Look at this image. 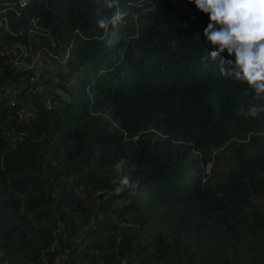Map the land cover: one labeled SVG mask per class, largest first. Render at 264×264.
<instances>
[{"label": "trees", "instance_id": "16d2710c", "mask_svg": "<svg viewBox=\"0 0 264 264\" xmlns=\"http://www.w3.org/2000/svg\"><path fill=\"white\" fill-rule=\"evenodd\" d=\"M207 22L187 0H0V264H264V112L239 115L264 98L205 59ZM38 44L50 66L17 70Z\"/></svg>", "mask_w": 264, "mask_h": 264}, {"label": "clouds", "instance_id": "9594fccd", "mask_svg": "<svg viewBox=\"0 0 264 264\" xmlns=\"http://www.w3.org/2000/svg\"><path fill=\"white\" fill-rule=\"evenodd\" d=\"M109 8L116 0H106ZM201 14L207 24L202 37L209 49L206 60L220 59L222 76L244 84L257 100L264 98V0H187ZM122 18L117 13L97 23L105 31ZM264 112V105L250 104L239 110L245 118H256ZM122 184L129 178L123 177Z\"/></svg>", "mask_w": 264, "mask_h": 264}, {"label": "rangeland", "instance_id": "374dc122", "mask_svg": "<svg viewBox=\"0 0 264 264\" xmlns=\"http://www.w3.org/2000/svg\"><path fill=\"white\" fill-rule=\"evenodd\" d=\"M33 34H35V32L33 31ZM44 45L38 44L34 50L32 52H28V50H26L25 48H23L24 50H21L19 52H16V56L15 59L17 60L18 63L20 64H24L27 66H33L34 70H39L42 66H44L46 64V66H50L51 64V60L49 59V55H48V49H46V47H43ZM14 59V60H15ZM21 87V86H20ZM16 88H11L8 91V95L9 96H14V94H16ZM215 166L214 168H224V165H228V164H222L220 165L219 162H217V158L215 156ZM213 167V165L211 166V168ZM204 173L206 174V177L208 178V173L210 174V176L212 175V171L208 172L206 166L204 167Z\"/></svg>", "mask_w": 264, "mask_h": 264}, {"label": "built area", "instance_id": "2783aa9c", "mask_svg": "<svg viewBox=\"0 0 264 264\" xmlns=\"http://www.w3.org/2000/svg\"><path fill=\"white\" fill-rule=\"evenodd\" d=\"M23 48H24L23 46L18 45V52L21 50H24ZM16 59L14 60L13 65L16 67L17 70H21V71L34 70L33 66H27L24 64H20L17 62ZM34 71H35L34 73H37L36 70H34ZM33 81H36V79H34Z\"/></svg>", "mask_w": 264, "mask_h": 264}]
</instances>
